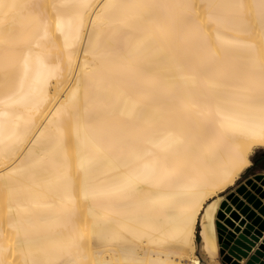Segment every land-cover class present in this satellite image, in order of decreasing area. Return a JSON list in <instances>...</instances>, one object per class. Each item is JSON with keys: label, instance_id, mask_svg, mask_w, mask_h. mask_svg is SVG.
<instances>
[{"label": "bare ground", "instance_id": "6f19581e", "mask_svg": "<svg viewBox=\"0 0 264 264\" xmlns=\"http://www.w3.org/2000/svg\"><path fill=\"white\" fill-rule=\"evenodd\" d=\"M259 148L264 0H0V264H222Z\"/></svg>", "mask_w": 264, "mask_h": 264}, {"label": "water", "instance_id": "95a60500", "mask_svg": "<svg viewBox=\"0 0 264 264\" xmlns=\"http://www.w3.org/2000/svg\"><path fill=\"white\" fill-rule=\"evenodd\" d=\"M263 176V173L256 174V177L258 178H262ZM251 181L252 178L247 179V183ZM247 183H242V185L238 187V191L243 192L248 190L245 196L248 197V201L250 202L256 201L257 204L263 202L261 197H259L256 192H253L252 189H248ZM262 188L263 187L260 189ZM229 197L232 199L233 203H239V206L246 204V200L242 199L241 195L237 192L231 193ZM245 210H250L249 217L254 218V222L262 220V215L258 214L256 209H252L250 203L246 204ZM251 227H253L252 223L244 233H242L239 237H236V233L234 231L228 229L224 223L219 221V231L226 235L225 239L222 238L221 247V254L225 264H242L240 259L243 258V255L250 257L247 264H257V261L260 260L258 253L251 255V251L259 241L260 236L264 233V219L261 222V229L258 230V235H256L253 239L248 236L251 232ZM261 263L264 264V260H262Z\"/></svg>", "mask_w": 264, "mask_h": 264}, {"label": "rangeland", "instance_id": "374dc122", "mask_svg": "<svg viewBox=\"0 0 264 264\" xmlns=\"http://www.w3.org/2000/svg\"><path fill=\"white\" fill-rule=\"evenodd\" d=\"M262 149H264V148H262ZM259 150H261V148L257 149V151L254 152V154L252 155L253 159L255 158V155H256V153H257ZM254 162H255V159H254ZM257 170H258V168H257V167L254 165V163H253L252 166H250L249 168L246 169V171L243 172L242 177L240 178V180L238 181V183H239V182H240L241 184L244 183L245 180L248 179V176H250V175H254V174H257V173H256ZM238 183H237V184H238ZM237 184H236V186L231 187L230 190H231V189H236ZM200 239H201V236H200V234L198 233V240L200 241ZM254 252H256V251H254V250H253V252L251 251V253H254ZM219 258H220V260H222V261H221L222 264H225L224 261H223V256H222L221 252H220V257H219ZM244 258H245L246 260H245ZM244 258H243L244 260H243V259H240V262H241L242 264H245V263L248 261V259H249V257H247V256H244Z\"/></svg>", "mask_w": 264, "mask_h": 264}, {"label": "crops", "instance_id": "0c3cea01", "mask_svg": "<svg viewBox=\"0 0 264 264\" xmlns=\"http://www.w3.org/2000/svg\"><path fill=\"white\" fill-rule=\"evenodd\" d=\"M257 151V150H256ZM255 151V152H256ZM253 158V157H252ZM255 161H257V164L255 165L258 170L256 173H264V149L259 150L256 155H255ZM254 159H253V163H254ZM252 163V164H253ZM252 166V165H251ZM246 171V170H245ZM222 261V260H221Z\"/></svg>", "mask_w": 264, "mask_h": 264}, {"label": "flooded vegetation", "instance_id": "af4514ba", "mask_svg": "<svg viewBox=\"0 0 264 264\" xmlns=\"http://www.w3.org/2000/svg\"><path fill=\"white\" fill-rule=\"evenodd\" d=\"M254 164L256 165V164H257V161H255ZM254 175H255V174H254ZM254 175H250V176H248V178H249V177H252V176H254ZM246 181H247V180H245V182H246ZM245 182H244V183H245ZM238 185H241V183L239 182V183L237 184V186H238Z\"/></svg>", "mask_w": 264, "mask_h": 264}, {"label": "trees", "instance_id": "16d2710c", "mask_svg": "<svg viewBox=\"0 0 264 264\" xmlns=\"http://www.w3.org/2000/svg\"><path fill=\"white\" fill-rule=\"evenodd\" d=\"M199 233V232H198Z\"/></svg>", "mask_w": 264, "mask_h": 264}]
</instances>
